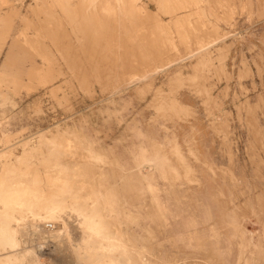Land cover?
I'll use <instances>...</instances> for the list:
<instances>
[{"label": "rangeland", "instance_id": "rangeland-1", "mask_svg": "<svg viewBox=\"0 0 264 264\" xmlns=\"http://www.w3.org/2000/svg\"><path fill=\"white\" fill-rule=\"evenodd\" d=\"M261 92L264 0H0V264H264Z\"/></svg>", "mask_w": 264, "mask_h": 264}, {"label": "crops", "instance_id": "crops-1", "mask_svg": "<svg viewBox=\"0 0 264 264\" xmlns=\"http://www.w3.org/2000/svg\"><path fill=\"white\" fill-rule=\"evenodd\" d=\"M246 47V46H244ZM260 95L262 96L261 98L264 99V92H261ZM255 99H259L256 96L254 97ZM194 126H191V130H188V128H190V125H183V127H185L184 129L178 130V135H179V141L180 143H182L183 139H190V134L189 132L192 131V135L191 137H194L195 141H196V148L198 149V151L200 152V156L204 157V145H208L210 142V135L208 134L210 131L209 129H204V124H192ZM186 134H182L185 133Z\"/></svg>", "mask_w": 264, "mask_h": 264}, {"label": "bare ground", "instance_id": "bare-ground-1", "mask_svg": "<svg viewBox=\"0 0 264 264\" xmlns=\"http://www.w3.org/2000/svg\"><path fill=\"white\" fill-rule=\"evenodd\" d=\"M7 167H10L11 169H14L15 168V165L12 164V163H9V162L8 163H4L3 164L4 172L0 176V203H3V205H4L5 208L8 205L9 201L12 199L13 196H17V199L14 200V202H13L14 205H15V204L21 203L19 201V199H21L20 196L23 195V194H25V187H20V188L12 189L11 186H13V183L12 184H9V181L8 182L6 181V174H5V172L7 171ZM0 171H1V167H0ZM3 186H5L6 188L2 189ZM47 207L49 208V206H47ZM15 208L16 207H13V209H15ZM52 229H53L52 227L51 228L48 227V230H52Z\"/></svg>", "mask_w": 264, "mask_h": 264}, {"label": "built area", "instance_id": "built-area-1", "mask_svg": "<svg viewBox=\"0 0 264 264\" xmlns=\"http://www.w3.org/2000/svg\"><path fill=\"white\" fill-rule=\"evenodd\" d=\"M46 227H47V226H46ZM48 227H50V228H51V227H52V224H48ZM48 227H47V228H48Z\"/></svg>", "mask_w": 264, "mask_h": 264}]
</instances>
